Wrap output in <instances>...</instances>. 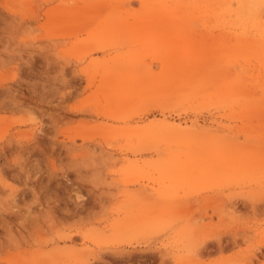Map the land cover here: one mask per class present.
Listing matches in <instances>:
<instances>
[{
  "label": "rangeland",
  "instance_id": "obj_1",
  "mask_svg": "<svg viewBox=\"0 0 264 264\" xmlns=\"http://www.w3.org/2000/svg\"><path fill=\"white\" fill-rule=\"evenodd\" d=\"M0 264H264V0H0Z\"/></svg>",
  "mask_w": 264,
  "mask_h": 264
},
{
  "label": "bare ground",
  "instance_id": "obj_2",
  "mask_svg": "<svg viewBox=\"0 0 264 264\" xmlns=\"http://www.w3.org/2000/svg\"><path fill=\"white\" fill-rule=\"evenodd\" d=\"M223 1H228V0H223ZM253 3V2H252ZM193 71H191L190 73H192ZM163 121V120H162ZM231 152V151H230ZM229 156V155H228ZM230 157V156H229ZM233 159V158H232ZM236 160V159H235ZM220 163H223V162H220ZM232 163V162H231ZM217 165H219V164H217ZM220 166V165H219ZM236 166H238V165H236ZM244 166V165H243ZM246 167V166H245ZM211 169H213V168H211ZM242 169V168H241ZM235 170V169H234ZM215 171V170H214ZM213 172V171H212ZM225 173H226V170L224 171ZM207 173V172H206ZM221 175H223V173L221 174ZM227 175V174H226ZM228 176V175H227Z\"/></svg>",
  "mask_w": 264,
  "mask_h": 264
}]
</instances>
